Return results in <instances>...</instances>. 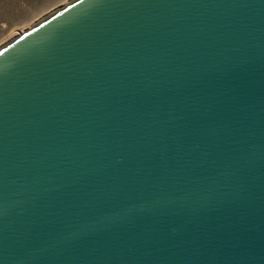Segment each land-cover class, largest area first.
<instances>
[{"label": "water", "instance_id": "obj_1", "mask_svg": "<svg viewBox=\"0 0 264 264\" xmlns=\"http://www.w3.org/2000/svg\"><path fill=\"white\" fill-rule=\"evenodd\" d=\"M0 264H264V0H74L1 48Z\"/></svg>", "mask_w": 264, "mask_h": 264}, {"label": "rangeland", "instance_id": "obj_2", "mask_svg": "<svg viewBox=\"0 0 264 264\" xmlns=\"http://www.w3.org/2000/svg\"><path fill=\"white\" fill-rule=\"evenodd\" d=\"M74 0H0V49Z\"/></svg>", "mask_w": 264, "mask_h": 264}]
</instances>
